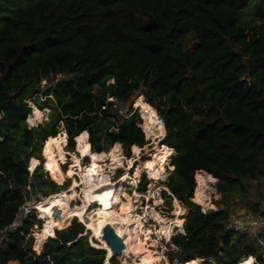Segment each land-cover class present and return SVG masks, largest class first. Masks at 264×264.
Masks as SVG:
<instances>
[{
	"label": "trees",
	"instance_id": "16d2710c",
	"mask_svg": "<svg viewBox=\"0 0 264 264\" xmlns=\"http://www.w3.org/2000/svg\"><path fill=\"white\" fill-rule=\"evenodd\" d=\"M138 96L163 124L161 145L175 153L165 191L180 214L189 211L183 233L170 239V263L264 264V236L259 244L228 231L227 210L203 213L191 202L202 171L224 199L238 196L264 216L246 201L252 183L264 187V0H0V230L30 194L48 207L67 190L48 138L61 146L67 136L72 152L87 133L91 152L117 143L128 159L132 147L146 146L132 108ZM29 101L50 108L43 126L27 127ZM117 103L128 105L124 115ZM60 123L65 133L57 135ZM42 144L49 176L37 166L30 176ZM147 184L143 175L139 191ZM75 217L37 255L31 232L41 221L31 212L1 243L0 264H104L106 251L81 236Z\"/></svg>",
	"mask_w": 264,
	"mask_h": 264
},
{
	"label": "bare ground",
	"instance_id": "6f19581e",
	"mask_svg": "<svg viewBox=\"0 0 264 264\" xmlns=\"http://www.w3.org/2000/svg\"><path fill=\"white\" fill-rule=\"evenodd\" d=\"M135 106L140 109V112L143 115L142 117L144 122L141 127L144 130L146 136L154 135L163 138V124L157 116L155 110L148 104L144 103L141 97L135 100ZM40 118H42L40 111L37 108H33L32 115L30 116V123L38 121ZM87 138V133L81 134L75 139V147L76 151L81 155L80 158H89L88 165L83 169V171L77 173V175L72 170H69L66 172L65 176V178L68 179L73 178V176L79 177V183H73L72 189L73 187L76 188L79 186L82 206L79 207V209L76 208L71 201L70 196L63 192L58 193L59 199L54 200L52 202V206L37 207V205H34V210H37V215H39L40 219L49 220L55 225L56 228H59L60 222L61 224H64L67 219H70L75 215H80V221L77 219V217L75 218L79 222H82L87 230H90L92 237H96L104 245L107 258L105 263H108L107 260L111 258L112 254L109 248L100 239L99 234L101 228L105 224H109L112 226L117 236L123 241L124 247L121 256L118 257L123 264H133L137 260L144 264H159L164 256L159 252L149 249L150 246H148L146 236L153 234V232L148 228L146 229L143 224V219L147 216L146 214L150 208H144L145 214L143 216L133 214L135 204L133 198L129 195H126L124 192L123 186L136 185L134 178L128 174V170L132 167V162L127 160V168L125 169L126 171L120 177L117 187L113 189V185H111L104 170L107 169L109 172H111L122 164L123 159L120 155V145L116 143L109 149L107 153L97 154L91 152L86 146ZM46 150L49 152L52 158L60 161H64L67 155V153L60 148L59 142L53 138L47 139ZM132 151L136 155L140 150L137 147H132ZM173 153L174 151L172 149L165 146H159V148H157L152 154V161H146L142 163L140 167L133 170L134 176H137L138 173L143 172L147 173L154 181L161 179L163 175V163ZM74 156V154H70V157L73 160ZM103 162L106 164L104 165ZM37 165L38 161L36 159L32 158L29 160V168L31 171H33ZM74 167H76V164ZM194 175L196 186L192 197V202L202 206L203 208H208L210 191L207 184L209 182H213L215 179H213L211 175L202 171H197ZM167 192L170 193L168 190ZM157 195L158 190H156L154 194L155 200ZM134 197H136V193H134ZM123 198L124 200H122ZM93 201H97L99 207L97 206L98 208H93L90 211L89 207ZM158 202L159 200L155 201L156 204H158ZM113 205H116L117 209ZM103 206L110 207L107 209L105 207L102 208ZM113 207L116 210L113 209ZM149 216L157 225L154 233L157 236L163 237L165 240L170 238L172 229L174 228H177L178 232H182L184 220L181 218L165 220L154 210V208L149 213ZM85 220H87L86 223ZM65 227L66 226L61 229H65ZM49 234L50 232L46 228L35 232V251L39 252L42 244L47 240V238H49ZM154 244L155 241L150 243L151 246ZM199 263L200 260L196 259L185 264ZM242 264H252V262L244 261Z\"/></svg>",
	"mask_w": 264,
	"mask_h": 264
},
{
	"label": "rangeland",
	"instance_id": "374dc122",
	"mask_svg": "<svg viewBox=\"0 0 264 264\" xmlns=\"http://www.w3.org/2000/svg\"><path fill=\"white\" fill-rule=\"evenodd\" d=\"M194 45H195V41L192 38H189L187 40V42H186V47L187 48H192ZM56 78L57 77H53V78H51L49 80H46V81L42 82V85H44L45 83H50V82L56 80ZM139 97H141L142 101L144 102L143 96H138L137 98H139ZM136 99H134V101L132 102V108L139 114V116L141 118V125H142L143 122H144V119L142 117L143 115L140 112V109L135 106V100ZM38 100H39V102L42 103L44 101V98H40ZM26 103L31 108V114L27 117V120H26V124H27L28 128H35V127L40 126V125L43 126L45 123H47L49 121V114L51 112L50 108H44L43 110H39L37 108L40 111L42 118H40L38 121H34L33 123L32 122L30 123V116L32 115L33 108H36V107L33 104V102L29 101V102H26ZM115 107H116V110L119 112V114H122V115H124L127 112V110H128V105H124V104H120V103H117L115 105ZM141 125H140V128H141V130H142V132H143V134L145 136V139L148 141V144L146 146H144L143 148H138L140 151L136 155L133 153L132 148H131V150H130L131 157L129 159L125 157V154H124V152H123V150H122V148L120 146V155H121V157L123 159L122 164L119 167L115 168L111 172H109L107 169L104 170V172L107 174L108 180L110 181L111 185H113V189H114V188L117 187L120 177L126 171L125 169L127 168V160L132 162V164H131L132 167L128 170V174H129V176L134 178V181H135L136 185H134V186H123L124 187V192H125L126 195H129V196H131L133 198V201L135 203L134 204V209H133V214L143 216L145 214L144 213L145 212L144 208H146V207L150 208V210L146 214L147 216L143 219V224H144V227L146 229L147 228L150 229L153 232V234L147 235L146 236V241L148 242V246H150V248H149L150 250L159 252V253H161L164 256V260L162 258L163 262L161 261L159 264H171L169 259H168V257H167V255H166L167 251L169 250L168 247H170L171 249H174L169 244L170 239H171L172 236H175L177 234H182L183 233V229H182V232H178L177 228L172 229L170 238L168 240H165L163 237L157 236L154 233V230L157 227V225L150 218L149 213L154 208V210L162 218H164L165 220H170V219H174V218H181V219H183L185 221V218H186V216H187L189 211H188V209H186V212H184L183 214H180V210H179L177 204L173 202L172 197H170V204H167L166 199L163 196V192L168 196L167 191H165L166 187L163 186V183L166 181L167 177L170 175V173L173 170L172 161H173V159L175 157V153L171 154L170 157H168L167 160L163 163V168H162L163 175H162L161 179H158L157 181H154V180H152L149 177V175L147 173H143V172H140V173H138L137 176H134L133 170H135L136 168L140 167L141 164L146 162V161H152L153 152L157 148H159V146L160 147L162 146L161 145L162 138L154 136V135L146 136L144 130L141 127ZM58 127H59L58 128L59 129V133L57 135H59L61 133H65L64 129H63V125L61 123L58 125ZM53 139H56V138H53ZM61 140H62V143H61V146H60V142H59V146H60L61 149H63L67 153L65 160L64 161L56 160V159L52 158L50 154H49V157H50L51 160H53L54 162L59 164V173L57 175H62V177L64 179L63 182H66V183L69 184L67 190H64V191H62L60 193H63V192L67 193L70 196V199L73 202L74 206L79 209V207L82 206V202H81V199H80V197H81L80 196V188L78 186L76 188L73 187V189H72L73 183H76V184L79 183V177L73 176V178L68 179V178H65V176H66V172L69 171V170H72L76 175H77V173L83 171V169L89 163V158H87V157L80 158L81 155H80L79 152L76 151V147H75L76 145H74V149H73L72 152H68L67 151V136H66L65 145H64L62 137H61ZM74 144H75V140H74ZM86 146L89 148L87 142H86ZM42 147H43V144H42L41 149H40L39 158L37 159L38 165H37L36 168L39 167L40 170L46 176H49L48 173H45V170L43 168V166H46V159L42 155ZM45 149H46V146H45ZM107 152H105V153H107ZM70 154H74L75 155L74 156V160L71 159ZM97 154H100V153H97ZM85 159L87 160V163L85 162ZM105 160H106V158H105ZM75 164H76V167H74ZM105 164L106 163H104V165ZM27 169H28L29 175L31 176L35 169L33 171L30 170L29 162H28V168ZM119 172L121 173L120 177H118ZM143 175H145L146 180H148V184L146 186L145 191L141 192V191H139V183H140L141 177ZM194 177H195V175H194ZM194 180H195V178H194ZM216 182L217 181L214 180L213 182H209L207 184L208 188H209V191H210L209 192V197H210L209 199L210 200H209V207L208 208H203L202 206H200L198 204H195L191 200V202L193 204L199 206V208H200V210L202 212L203 211L204 212H209V211L227 210L228 213L235 214V213H238V212H240V211H242V210H244L246 208L251 209L250 206H247L245 203H242L241 199L238 196H232V197H229V198L227 197V199H224L219 193L216 192V189H215ZM195 185H196V183H195ZM256 186H257V183H255V182L252 183L251 190L246 195V201H248L252 205H256L259 212H264V187L263 186L256 187ZM27 190L30 192V188H27ZM156 190H158V195L156 196L157 197L156 200H159L158 204L155 203L156 200L154 199V194H155ZM134 193H136V197H134ZM36 199H41L39 193H36L34 195L30 194V196L28 198H26V202L34 204ZM122 200H124V198ZM52 202H51V204L49 206H52V204H53ZM38 206L39 207H47L44 204L37 205V207ZM97 206H98V202L97 201H93L90 204V207H89L90 211L93 208H98L99 207V206L98 207ZM113 206L117 209L116 205H113ZM104 207L108 209L110 206H108V207L107 206H103L102 208H104ZM114 207H113V209H115ZM78 216H79V219H80V215H78ZM36 219L41 221V225H40V228H38V226H34L32 232H31V235L33 237L32 250L35 252V254L38 255L41 252V250L43 248V245L47 242V240L42 244L39 252L35 251L34 250V243H35V240H36L35 232H37L38 230H41L43 228H46L50 232V234L48 235V237H50V236L53 235L54 230L55 231L57 229L61 230V228H63L64 224H61V222H60L59 228H56L55 225L52 222H50L49 220L40 219L39 215L36 216ZM43 221L45 222V225L42 227ZM72 221H71V223H72ZM94 238L97 239L96 237H94ZM153 241H155V244L153 246H151L150 243H152ZM93 242L90 245L93 246L94 248H97V249L103 248V249H105L104 245L102 244V242L99 239H97V241H95L97 243L96 245L93 244ZM105 251H106V249H105ZM115 260H116L117 264H123L122 261L118 257H116ZM199 260H200L199 264H202V262H204V260H202V259H199ZM137 261H135L133 264H136ZM244 261H251L253 263L252 259L243 258L241 260V264ZM9 264H18V263L10 262ZM104 264H105V262H104ZM108 264H110V263L108 262ZM172 264H179V263L174 261Z\"/></svg>",
	"mask_w": 264,
	"mask_h": 264
},
{
	"label": "built area",
	"instance_id": "2783aa9c",
	"mask_svg": "<svg viewBox=\"0 0 264 264\" xmlns=\"http://www.w3.org/2000/svg\"><path fill=\"white\" fill-rule=\"evenodd\" d=\"M39 201H41V199H39ZM39 201L34 204L25 202L18 208L12 222L0 230V245L9 234L15 232L19 228L20 222L25 216L29 215L31 212H37L34 210V205L39 203ZM226 229L237 234L250 236L259 240V244H262L260 237L264 236V216L249 208L235 214L228 213ZM46 259L49 260L48 257Z\"/></svg>",
	"mask_w": 264,
	"mask_h": 264
},
{
	"label": "water",
	"instance_id": "95a60500",
	"mask_svg": "<svg viewBox=\"0 0 264 264\" xmlns=\"http://www.w3.org/2000/svg\"><path fill=\"white\" fill-rule=\"evenodd\" d=\"M168 196L172 197V195L170 193H168ZM86 222H87V220H85V223ZM79 223H81L82 226L84 227V234L81 235V236H87L90 244H92L93 241H97V239L92 237V234H91L90 230H87L82 222H79ZM99 235H100V239L104 242V244L111 251V254H112L111 257H115V258L116 257H120L121 253H122V250H123V247H124L123 241H122V239L120 237L117 236V234L113 230L112 226L109 225V224H105L101 228ZM99 249L105 250L103 248H99Z\"/></svg>",
	"mask_w": 264,
	"mask_h": 264
},
{
	"label": "clouds",
	"instance_id": "9594fccd",
	"mask_svg": "<svg viewBox=\"0 0 264 264\" xmlns=\"http://www.w3.org/2000/svg\"><path fill=\"white\" fill-rule=\"evenodd\" d=\"M35 213V215L37 216V212H34ZM75 220H77V219H75ZM78 221V220H77ZM55 232V231H54Z\"/></svg>",
	"mask_w": 264,
	"mask_h": 264
}]
</instances>
